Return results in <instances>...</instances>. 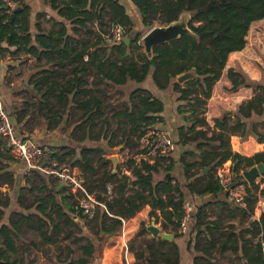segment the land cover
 Segmentation results:
<instances>
[{
    "label": "trees",
    "instance_id": "obj_1",
    "mask_svg": "<svg viewBox=\"0 0 264 264\" xmlns=\"http://www.w3.org/2000/svg\"><path fill=\"white\" fill-rule=\"evenodd\" d=\"M50 1L52 7H55L58 2V0ZM128 1L138 13L140 28L150 30L155 26L167 27L176 23L182 15L190 14L191 18L187 27L191 35L181 36L160 47L153 48L151 58L143 52L139 56V59L143 61L141 67L137 65L127 68L114 67L120 77L115 80L116 85L123 86L127 80L142 83L152 69V79L156 87L159 90H166L170 85L172 91L177 94L178 101L186 104L191 103L190 107L196 108L192 110L193 115L198 114L197 109H204L206 101L210 99L213 87L221 79L226 68L228 56L242 51L245 48V39L251 26L264 20V0ZM95 2L96 0H92V5ZM101 4L110 9L112 25L110 32L102 34V38L99 37L100 42L107 46V37L111 36L114 26H119L122 29L123 39L130 38L135 26L125 9L117 1L101 0ZM86 5L87 0H71V4L67 2L64 5L67 16H63L75 19L74 21L78 22L82 28L85 21H89V18L86 19L84 16H89L91 13H82V9H85ZM19 7L21 10L10 19V14ZM16 8L10 10V14L0 16V58L6 54L10 56L24 54L37 62L46 59L53 67L43 71L41 76L30 82L35 92L34 98H37V104L33 102V97L23 99L21 108L13 110L10 120L14 128L20 131L35 117H38L46 124V131L54 132L61 127L64 119L68 120L73 117L72 113L67 112V108L72 104V100L80 94L79 91H76L74 96L70 97L72 90L84 84L81 75L86 73V68L80 70L78 63L82 61L85 51H77L69 45L68 42L73 40L71 37H66L67 31L61 26L58 31H52L47 35L39 34L33 39L29 31L30 7L22 5ZM101 11H105V8H102ZM97 18L100 21L101 14ZM142 36L143 32H136L135 36L130 38L131 43L127 49L144 50L140 45ZM61 43L63 47L57 48ZM2 44H6V48H2ZM108 46L109 49H116V51L126 49L124 41ZM10 48H14L15 51H10ZM98 68L100 69V66ZM64 69L73 76V79H65ZM182 74L192 75V79L186 81L184 88L175 81L171 82ZM226 79L230 87L223 89L225 93L254 88V97L236 108L235 122L231 125L230 119L227 117L221 120L216 119L213 122L214 129L211 130L203 120H196L186 133L178 131L179 144H194L199 141L214 143L212 159L207 161L206 155L201 154L204 162L200 166L202 168L213 166L212 168H214L226 161H231L234 182L245 184L241 173L259 163L264 164V154H256L251 158L233 154L229 139L230 136L237 134L243 138L247 123L256 121L251 128L252 135L258 143H264V87L250 82L239 68L228 69ZM133 98H137L144 111L134 113L135 108L133 107L130 111L126 110L125 113L116 114L114 118L122 117L130 122V129L124 131L117 129V135L108 128L107 122L103 120L105 114L101 110L102 102L95 99L78 101L79 109L82 110L79 119L81 123L69 130L71 139L78 144L85 141L100 143L108 140L107 146L111 149L121 147L120 152L127 150L133 156L145 155V151L139 150L137 141L144 137L147 127L155 124L157 118L148 115L161 113L162 104L158 101L149 103L151 98L144 91L133 92L130 99L133 100ZM138 122H142L143 126H139ZM196 126L205 127V130H196ZM258 126L262 128V133L258 131ZM118 134H121L122 141L115 144L114 141L118 139ZM131 137H135V141ZM201 147L197 146L196 150L200 151ZM105 154L106 152L98 147L81 149L78 155L72 149L63 148L48 156L45 155L43 160L45 164L57 163L59 166L77 168L79 175H82L81 180L86 192L104 207H95L92 218L83 215L78 206V200L67 189L57 190L59 185L55 179L32 171L29 175L23 176V187L19 190L17 203L24 210L34 208L46 221L38 216L13 214L9 224L15 228L24 224L50 245L58 243L59 239L69 240L71 236H74L76 239L74 243L78 245L77 249L87 259L93 256L100 257L108 239L119 236L123 223L135 218L145 207H150L149 218L153 221H157L156 212L160 213V227L163 232H166L168 225L178 229L183 216L184 195L173 185L174 178L172 176L155 182V177L159 174L173 171L174 162L171 160L169 167L163 169L159 162L167 161V156L164 155L157 156V161L152 165L145 161H140L137 164L130 161L131 177L134 179L131 181L130 177L123 174L118 167L113 168L115 165L111 159L103 158ZM190 155L192 154H184L179 159L188 193L197 196L221 193L222 190L215 180L213 169L202 179L195 178L191 182L195 176L190 175V170L195 165L186 163V157ZM18 162L10 153L6 141L0 137V221L4 216V210L10 203L8 193L15 185L14 176L8 167L9 164ZM3 189L5 192L2 191ZM258 189L259 187L253 184L247 191L248 197L245 201L244 213L248 215L253 214L255 206L253 193ZM261 195H264V190L261 191ZM224 199L227 201L226 197ZM221 205L227 208V204L224 202ZM202 213L203 210L199 209L195 215L196 230L201 226ZM52 218L57 221L63 220L58 225H54ZM263 225L264 210L260 222L252 224L251 230H249L253 236L261 234L255 251L260 257L264 255ZM45 227L48 228L47 232H44ZM140 227L141 230L137 233V237H142L149 232L144 224H141ZM71 228L77 229L79 235L72 233ZM203 232H207V230ZM200 235L201 233L197 232L195 249L207 255L216 245H219L223 251L229 241L228 239L221 243L218 240L210 239L208 243L200 244ZM0 236L4 239L3 243L7 249L12 251L13 248L7 240L8 235L4 226L0 228ZM231 248L237 249L232 246ZM146 253L148 259L145 258ZM72 255L73 252L69 250L68 264H74ZM1 258L8 264V258L5 255ZM134 258L135 264H179L177 247L171 241L161 238L156 242L141 240L138 250L134 253ZM198 262L199 259H196L194 264H198ZM77 263L88 264V261L79 260Z\"/></svg>",
    "mask_w": 264,
    "mask_h": 264
},
{
    "label": "crops",
    "instance_id": "obj_2",
    "mask_svg": "<svg viewBox=\"0 0 264 264\" xmlns=\"http://www.w3.org/2000/svg\"><path fill=\"white\" fill-rule=\"evenodd\" d=\"M112 1H117L118 4L125 9L133 26H135L134 31L130 34V38H133L137 32L136 25H139V16L136 9L128 0ZM67 2L71 4V0H58L55 7H52L50 0H0V16H3V14H10V10L18 6L23 5L30 7L29 31L33 39L34 36L39 34L47 35L52 31H58L61 26L67 31L66 37H71L73 40L68 42L69 45L74 47L77 51H85L82 61L78 63L80 70L86 68V73L81 75L84 84L72 90L70 97H73L76 91H79L80 94L76 99L72 100V104L67 108V112L72 113L73 117L68 120L64 119L61 127L54 132L46 131V124L40 118L35 117L28 125L23 127L24 131L15 129L17 137L39 147L46 156L63 148L76 151V155L84 148H101L106 152L103 158L109 160L117 156V164L113 168L115 169L118 167L123 174L130 177L131 181H133L134 179L131 177L132 167L129 165L130 161H134L135 164L140 161H145L152 165L157 159L144 155L139 157V154L133 156V154L127 150L120 152L121 147L111 149L107 146L108 140L105 142L101 141L100 143L85 141L78 144L71 139L69 130L81 123L79 119L82 110L79 109L80 103L78 101L87 99H95L102 102L101 110L105 114L103 120L107 122L108 128H110L114 134L117 135V129L122 131L129 130L130 122L128 119L122 117L116 119L114 116L119 113H125L126 110L130 111L133 107L135 108L134 113L144 111V108L139 105L137 98H133V100L130 99L133 92L144 91L151 98L148 102H160L163 110L159 114L148 115L149 117L153 116L157 119L154 125L147 127L144 137L137 141L139 150L150 133H161L170 137L174 145V152L167 156L166 162H159V164L163 169H166L169 167L172 160L174 162V169L171 173L159 174L155 177V182L172 176L174 178L173 185L183 193V203L191 206L193 214L185 234H180L178 229L172 225H168L166 232H163L160 227V213L156 212L157 221H153L149 218V213L151 211L150 207H145L135 218L123 223L122 231L119 236L108 239L100 257L93 256L87 259V257L77 249L78 245L74 243L76 241L74 236L66 240L70 241L69 244L75 246L74 249L70 247V245L58 249V243L50 245L44 242L41 237L37 236V233H33L31 229H28L24 224H21L18 228L12 227L9 224L10 217L13 214L38 216L46 221V219L37 213L34 208L24 210L18 205L19 190L23 187L24 165L20 162L17 163L19 164L21 179L17 177V174L11 167V164L14 163H11L8 168L14 176L15 185L8 193L10 203L7 209L4 210V216L0 221V228L3 226L5 227L8 235L7 240L12 245L13 250L9 251L7 249L3 243L4 239L0 236V264H6L4 259L1 258L3 255L8 258V264H68L67 257L69 250L73 252L72 260L74 264H79L77 263L79 260H87L88 264H124V260H126L128 264H135L136 260L134 258V253L138 250L140 241L156 242L159 239V236L154 237L150 232H147L142 237H137V233L141 230V224H144L146 229L153 226L159 230L160 234L164 233L172 236L171 243L178 249L179 264H194L196 259H199L198 264H263L264 255L260 257L255 252L256 244L258 240H260L261 234L253 236L249 230H251L250 226L252 224L260 222L261 214L264 210V195H261V191L264 190V187H260L258 184L264 181V176L254 181V184L259 186V189L257 192L253 193L255 206L252 215L244 213L246 205L244 207H237L225 201L222 192L217 195L208 194L204 196L189 194L179 163L180 157L184 154H192L186 157L187 164L195 165L190 170V175L193 174L195 176L191 179V182L194 181L195 178L202 179L203 176L213 169V166L202 168L200 164L204 162V159L201 154H205V159L210 161L212 159L211 154L213 153L212 148L215 147V144L199 141L194 144L180 145L178 131L186 133L196 120H203L211 130L214 129L213 122L216 119L221 120L227 117L230 119V125L235 122L234 113L236 108L254 97V88L239 89L237 92L229 94L225 93L223 89L230 87L226 79V73L230 68H239L250 82L262 86L261 83L263 78L260 69L264 70V62L257 56V51L264 55V37L257 34V37L251 40V37L248 36L251 30L262 25L264 20L256 22L251 26V30H249L245 39V48L240 52H235L228 56L226 68L222 73L221 79L213 87L210 99L206 101V105L203 107L204 109H197L198 114L193 115L192 110L196 108L190 107L191 103L186 104L185 102L178 101V96L172 91L170 85L166 90H159L156 87L152 79V69L142 83L127 80L126 84L123 86L116 85L115 80L120 77L114 67L127 68L131 65L141 67L143 61L139 59V56L144 50L127 49L131 43L130 38L127 37L123 39V41L128 39V43L124 41L126 49H120V51L109 49L108 45L106 46L104 43L100 42L99 37L102 38V34L110 32L112 25L111 11L101 4V0H96L94 5H92V0H87V5L85 9H82V13H91L89 16H84L86 19L89 18V21H85L82 28H80L78 22L74 21L75 19L63 16H67V11L64 9V5L67 4ZM102 8H105V11H101ZM72 10H74V8H72ZM100 14L101 19L98 21L97 17H100ZM143 30L148 31L142 29V31ZM146 34L147 33H143L142 38ZM141 43L140 45H142ZM1 47L6 48V44H2ZM62 47V43L57 46V48ZM10 51L14 52L15 49L10 48ZM248 55L251 56V60L249 61L246 59ZM151 56H149V58H151ZM98 66H100V69ZM52 67L53 65L46 59L37 62L35 59L24 54L16 56L6 54L4 57L0 58V99L9 117L13 110L21 108L23 99L35 97V92L30 82H33V80L41 76L43 71ZM64 71L66 72V69H64ZM180 76L181 75L175 77L171 82H177ZM69 78L73 79V76L66 72L65 79L67 80ZM185 83L186 81L183 82V84H179L184 88ZM140 97L145 98V96L142 95H140ZM33 102L37 104V98H34ZM37 122L40 123L38 128L42 132L39 135L36 129ZM255 123L256 121L247 123V129L243 138L238 134L230 136L229 144L233 154H238L244 158H251L256 154H264V143H258L251 132V128ZM138 125L143 126V123L138 122ZM27 129L30 131L27 132ZM257 129L259 132H263L260 126H258ZM196 130H205V127L196 126ZM20 132L22 134H20ZM120 136L121 134H118V139L114 141L115 144L122 141ZM131 139L135 141V137H131ZM197 146H202L199 149L200 151L196 150ZM226 162L231 164V161ZM75 169L77 170V168ZM205 170L207 171L204 172ZM202 182L204 183V181ZM59 186L57 190L62 189H59ZM2 191L5 192V189ZM223 202L227 204V208L222 207L221 204H223ZM199 209L203 210V218L201 220V226L196 230L195 215ZM52 220L54 221V225H58L63 219L57 221L52 218ZM262 229L264 230V225ZM204 230H207V232H203ZM47 231L48 228L45 227L44 232ZM71 231L77 236L79 235L77 229L71 228ZM197 232L201 233L199 237L200 244H206L210 239L218 240L221 243L226 242L228 239L229 241L223 251H221L219 245H216L210 254L207 255L195 249ZM124 243L127 249H125ZM231 246L237 249L233 250ZM147 256L148 254L146 253L145 258L148 259Z\"/></svg>",
    "mask_w": 264,
    "mask_h": 264
},
{
    "label": "built area",
    "instance_id": "obj_3",
    "mask_svg": "<svg viewBox=\"0 0 264 264\" xmlns=\"http://www.w3.org/2000/svg\"><path fill=\"white\" fill-rule=\"evenodd\" d=\"M107 38V45L119 44L123 41L122 29L119 26H114L111 31V36ZM0 137L6 141L10 153L16 160L24 165L23 175H29L30 172L36 171L42 175L51 176L57 181L58 185H64L65 189L76 197L79 208L82 210L83 215L88 218H92L95 207L100 206L104 208L103 205L95 201L92 195L86 192L83 182L79 178V174L75 168L59 166L57 163H43L45 158L43 150L17 137L16 130L10 117L5 112L1 100ZM140 150L146 152L144 156L156 158L157 156H168L173 153L174 145L168 135L153 132L146 137ZM140 156H142V154H139V157ZM213 174L226 200L237 207H244L248 197L247 191L250 186L246 182L245 184H237L234 182L231 164L225 162L215 166L213 168ZM258 184L260 187H264V181ZM192 214L193 210L191 206L183 203V216L178 227L180 234H185L187 232ZM262 246L264 248V242ZM124 247L127 249L125 243ZM124 264H128L126 260H124Z\"/></svg>",
    "mask_w": 264,
    "mask_h": 264
},
{
    "label": "water",
    "instance_id": "obj_4",
    "mask_svg": "<svg viewBox=\"0 0 264 264\" xmlns=\"http://www.w3.org/2000/svg\"><path fill=\"white\" fill-rule=\"evenodd\" d=\"M21 9L20 8H16L11 14H10V19L13 18V16L15 14H17ZM190 15V14H189ZM185 16V20L186 22H180L181 20V16L180 19L176 22L173 23L167 27H156L154 29H152L151 31H149L143 38H142V45L144 48V52L148 55L151 56V50L155 47L161 46L163 44L169 43L173 40L178 39L181 36L184 35H191V32L188 29V23L190 21L191 15L189 16ZM126 43H128V39L124 40ZM192 78L191 74H183L181 75L178 79L177 82L178 83H183L189 79ZM113 161V164L116 165L117 164V159L115 157L110 158ZM207 170H205L204 172H206ZM242 178L244 179V181L249 185H253L254 181L259 178V177H263L264 176V164L259 163L251 168H249L246 171H243L241 174ZM79 178H82V175H79ZM60 188H65L64 185H60ZM154 237L159 236V238L164 239V240H168L171 241L172 240V236L171 235H167L164 233H159V230L152 227H149L147 229Z\"/></svg>",
    "mask_w": 264,
    "mask_h": 264
},
{
    "label": "rangeland",
    "instance_id": "obj_5",
    "mask_svg": "<svg viewBox=\"0 0 264 264\" xmlns=\"http://www.w3.org/2000/svg\"><path fill=\"white\" fill-rule=\"evenodd\" d=\"M187 15H189V14H184L182 17H181V20H180V22H186V20L184 19L185 18V16H187ZM190 16V15H189ZM254 27V26H253ZM252 27V28H253ZM154 28H156V26L154 27ZM154 28H152V29H154ZM152 29H150V30H148V31H142V29L140 28V26H137L136 25V31L137 32H143L144 34L145 33H148L149 31H151ZM250 30H251V28H250ZM257 34H259L260 36H262V37H264V22L262 23V25H259V27H257V28H253L252 30H251V33L249 34V36L248 37H251V40H253L255 37H257ZM142 40V39H141ZM250 40V41H251ZM142 41H140V43H141ZM142 44V43H141ZM257 56L261 59V61L262 62H264V55H262L259 51H257ZM246 59L249 61V60H251V56L250 55H248V56H246ZM260 69V68H259ZM260 71H261V73H262V86L264 87V70H262V69H260ZM1 100V99H0ZM2 101V100H1ZM3 105V104H2ZM263 120H264V116H263ZM39 122H37V133H38V135L39 134H41L42 132L40 131V129L38 128L39 127ZM21 131H24V128H22L21 129ZM20 134H22L21 132H20ZM28 138V137H27ZM29 139V138H28ZM115 157V156H114ZM116 159H117V156L115 157ZM118 160V159H117ZM45 162V161H44ZM11 167L14 169V172L17 174V177L18 178H21V173H19V170H20V168H19V164H11ZM242 174V173H241ZM22 179V178H21ZM70 243V241H66V240H62V239H60L59 241H58V246H57V248L59 249V248H63V247H65V246H68V245H70V247H72L73 249H74V247L75 246H73V245H71V244H69ZM50 252H51V249H50ZM78 254V253H77ZM43 264H46V263H43Z\"/></svg>",
    "mask_w": 264,
    "mask_h": 264
}]
</instances>
